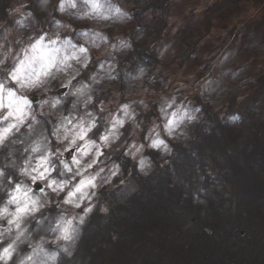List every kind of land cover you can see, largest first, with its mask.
Listing matches in <instances>:
<instances>
[{
    "label": "clouds",
    "instance_id": "clouds-1",
    "mask_svg": "<svg viewBox=\"0 0 264 264\" xmlns=\"http://www.w3.org/2000/svg\"><path fill=\"white\" fill-rule=\"evenodd\" d=\"M144 4L0 0V264H90L95 217L160 173L182 200L206 203L213 173L193 129L213 134L210 108L242 124L220 103L225 78L245 92L256 81L246 65L224 67L229 50L207 71H171L175 41L150 34L157 17Z\"/></svg>",
    "mask_w": 264,
    "mask_h": 264
},
{
    "label": "rangeland",
    "instance_id": "rangeland-1",
    "mask_svg": "<svg viewBox=\"0 0 264 264\" xmlns=\"http://www.w3.org/2000/svg\"><path fill=\"white\" fill-rule=\"evenodd\" d=\"M145 7L153 8L154 15L157 19L152 23L150 34L159 36L162 31L167 29L166 36L175 41L176 56L167 65L171 71L177 72L181 69L188 73H198L201 66L203 70L207 71L212 67V60L216 59L217 55H220L223 51L229 50L235 53L234 57H230L229 61L224 65L225 68L234 67L237 65H246L248 72L246 75L258 76L257 82L247 92L242 86L238 84H232L225 78L227 84V91L224 93L220 103L224 105L227 111H241L244 114V122L235 127H227L222 125L217 119V113L211 108L208 109V118L214 122V132L224 140L226 145V152H222L221 155L225 158L226 153L231 155L243 154V150H253L256 148V139L262 138V150H264V104L261 105L257 111H252L249 108V101H245L243 97L248 95L251 99H255L258 96L264 95V0H145ZM209 14L213 15L210 16ZM232 18V19H231ZM231 19V20H230ZM173 29H176L174 32ZM235 35H233L234 33ZM211 61H208L210 60ZM245 62V63H244ZM216 71H220L217 69ZM259 89V91H257ZM213 132V133H214ZM193 136L198 138L197 142L193 145L200 149V152L204 158L207 167L211 168L212 175L209 177L205 184L208 188V196L206 203L193 205L190 201L182 200L181 192L179 189H173L168 187V179L166 173H160V179H156V182H144L143 195L136 198L129 205L124 207H117L113 209L112 214L107 217L96 216L93 220L94 227H99L98 224H105L107 227L105 230L106 239L109 243L98 244L94 249L90 250L89 245L84 251L89 253L92 257L100 258L102 264H119V261L112 259V254L115 250L121 248L119 245L121 242H125L126 238H129L128 229L134 230L136 228V238H132L129 241V247L134 250L133 256H127L126 259L132 257L131 264H144L149 259L151 262L148 264H159L167 258L166 253L159 251L158 247L162 249L161 242L163 241V235L170 234L168 228H171L178 233H189L191 229H197V231L203 233V235L209 236L212 232L205 227L198 226V218L205 216V211L211 209L213 206L209 205L212 200H209V196L222 198L228 196L225 203V208L230 210V200L237 196L235 186L232 181H223V177L219 172H226L237 174L243 184L244 188L248 187L246 183L249 182V177L253 180L261 177L264 181V169L259 170L258 164L264 163V155L256 153L249 157L241 156L235 163H241V173H237L234 169H221L217 167L218 155L217 151L214 152V145L211 142V137L204 135L199 128L193 129ZM244 137V139H241ZM261 147H259L260 149ZM183 155L184 150L179 149ZM249 161L258 172L254 173L245 167V163ZM249 171V172H247ZM238 178V180L240 179ZM227 179H231L227 178ZM161 180L163 182H161ZM213 180V181H210ZM159 184V188H153L156 193L154 195L155 205L159 198L162 197L167 204V215L171 216L170 219L162 218L156 219L155 224L151 223L156 214L153 209L155 205L152 203V199L149 197L152 195L148 186H156ZM218 184H222V189L218 187ZM235 184V186H234ZM161 186L166 188L165 192H161ZM210 187H213L210 191ZM230 187V188H229ZM217 189L218 191L214 192ZM157 193L160 197L158 198ZM165 193V194H164ZM170 199V201H169ZM139 203H142L139 205ZM135 206L133 210L142 206H148V209H142L143 212H138V222L140 226H126L125 219L122 217L127 215V209L125 207ZM153 205V206H152ZM158 213V212H157ZM144 214V215H143ZM135 216V214H134ZM133 216V217H134ZM131 218V217H130ZM264 219V212L259 220ZM122 221L123 224L122 225ZM92 227L91 232H95ZM99 229V228H98ZM89 230V231H90ZM235 236L240 245L235 246L232 251L234 255H240V262L247 264L249 262L248 248H251L248 241H245V237L254 236L256 239L253 243V248L258 244V247L264 246V224L257 222L250 226L249 230L241 228L235 231ZM167 233V234H166ZM174 233V232H173ZM140 234L143 235L140 237ZM170 236V235H168ZM174 237L177 235L173 234ZM103 239V238H102ZM191 239H195L194 236ZM221 244L224 247L228 246L229 240L220 236ZM107 245L102 249L103 245ZM159 245V246H158ZM145 248V251L138 254ZM197 250L202 254L208 255L212 263H216V257L218 252L209 248L202 242H198ZM224 249H221L220 253H224ZM195 252L188 251V256L195 261ZM261 260L264 262V250L260 254ZM202 256H199V259ZM96 264H101L100 261H96ZM201 264H207L202 261Z\"/></svg>",
    "mask_w": 264,
    "mask_h": 264
},
{
    "label": "bare ground",
    "instance_id": "bare-ground-1",
    "mask_svg": "<svg viewBox=\"0 0 264 264\" xmlns=\"http://www.w3.org/2000/svg\"><path fill=\"white\" fill-rule=\"evenodd\" d=\"M211 142L214 145V152L217 151L218 155V162H217V167L221 169H236L235 171L238 173H241V163L239 162L238 164L235 163V161L241 157H249L257 153H261L264 155V150H262V138L259 137L256 140V148L253 150H243V154H235L231 155L228 154V152L225 155V158L221 155L222 152H226V145L224 143V140L219 136V134L214 132L211 136ZM259 147H261L259 149ZM257 153V154H258ZM245 163V167L248 168L249 171L251 172H258L256 168H254V165H252L249 161L243 162ZM258 169L262 170L264 169V163L258 164ZM247 171V172H249ZM220 176L223 177V181H232L236 184H234L235 189H236V195H239V198H234L236 201V206L233 209V211L237 210L236 212H230L225 208V203L227 201L228 196L222 198H217L213 196H209V200H212L209 205L213 206L211 209L205 211V216L198 218V226L205 227L207 230H211V234L209 236L203 235V233L197 231V229H191L189 233H178V231H174L171 228H168V231L170 234L163 235V241L161 242V247L160 249L158 247L159 251H163L166 253V259L162 263L160 260L158 263L159 264H201L202 261L207 262V264H244L240 262V255H234L232 251L235 249V246L240 245V242L237 241L236 236H235V231L240 230L241 228H244L246 230H249L250 226L257 223V222H262L264 224V219H260L262 217V213L264 212V181L261 177L259 179L253 180L251 177H249V182L246 183L248 187L244 188V184L241 181V178L236 174L229 173L228 171L226 172H219ZM213 176V175H212ZM231 179H227L230 178ZM238 178H240L238 180ZM213 181V180H210ZM161 182H163L161 180ZM159 188V184L156 183V186H148L150 193L152 192V195L149 196L154 202V195L156 191L153 188ZM218 187L222 189V184H218ZM230 188V187H229ZM213 187H210V191H212ZM166 188L161 186V192H165ZM218 191L217 189L214 190V192ZM165 194V193H164ZM158 198L160 197L159 193H157ZM234 199L230 200L229 202L233 204ZM170 201V199H169ZM142 203H139L141 205ZM230 204V207H231ZM155 205V203H153ZM152 205V206H153ZM132 208H135V206L129 207V212L127 215L122 217V220L125 219L126 221V226L130 228V226H133L135 228L136 226H140V222H138V212L141 211L143 212L142 209H148V206H142L139 207L136 210H133ZM153 209L155 210L156 214H152L153 219L152 222L155 224V220L162 218L164 219H170L171 216L167 215V211L165 209H168L167 204L164 202V200L161 198L158 199L157 204ZM158 212V213H157ZM135 214V216H134ZM144 215V214H143ZM134 216V217H133ZM131 217V218H130ZM122 225L123 221H122ZM100 227H96L95 232L89 231L88 234H86V239L85 243L89 246H91L90 250L94 249V247L98 244H104V243H109V240H107L105 236V230L107 227L102 225L100 223ZM99 228V229H98ZM136 228L134 230L128 229L126 230L128 235H130L129 238H126L125 242H121L119 245L121 248L118 250H115V252L112 254V259L115 261H119V264H131L132 257L126 259L127 256H133L134 255V250L129 247V241L132 238H136ZM174 232V233H173ZM173 234L177 235V237H174ZM170 235V236H168ZM224 236L226 240H229L228 246L224 247L223 244H221L220 236ZM143 235L140 234V237ZM194 236L195 239H191V237ZM103 238V239H102ZM245 241H248L249 245L252 244L251 248H248L247 252L249 257V262L247 264H264V262L261 260L260 254H262L264 250V246L258 247V244L254 246L253 248V243L255 241V237L248 236L244 238ZM198 242L204 243V245H207L209 248H212L218 252L216 260V263H212V261L209 259L208 255L202 254L197 250V244ZM106 244L102 246V249L106 248ZM159 246V245H158ZM221 249H224V253H220ZM192 250L195 252V261L191 259L190 256H188V251ZM145 251V248L141 250L138 254L141 256V254ZM86 256L90 257V264H96V261H100L102 263H106L107 261L102 262L100 258H95L90 256V254L86 253ZM199 256H202L199 259ZM151 261L148 259L147 262L144 264H148Z\"/></svg>",
    "mask_w": 264,
    "mask_h": 264
}]
</instances>
